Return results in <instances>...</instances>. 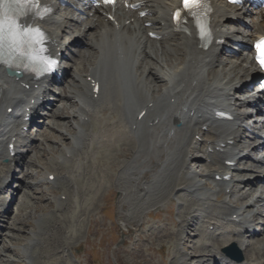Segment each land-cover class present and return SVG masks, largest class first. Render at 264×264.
<instances>
[{"label":"bare ground","instance_id":"bare-ground-1","mask_svg":"<svg viewBox=\"0 0 264 264\" xmlns=\"http://www.w3.org/2000/svg\"><path fill=\"white\" fill-rule=\"evenodd\" d=\"M131 2L137 4V11L121 5L106 8L114 15L116 23L105 19L104 8L91 7L85 10V21L75 25L74 14L57 15L58 11L54 14L50 4H46L48 16L43 20L22 21L25 26L45 31L54 48H65L58 39L61 33L69 31L68 46L77 39H84L87 50L75 52L77 58L72 60L73 65L63 67L70 82L57 97L61 105L51 108V121L43 123L47 130H60L63 125L56 121L64 122L68 131H59L63 137L59 141L42 129L36 132L35 142H31L28 134L21 137L23 127L30 124L24 121L26 108L28 116L35 114L32 102L50 85V77L32 80L30 76L21 75L16 79L0 68V191L6 195L14 190L8 181L9 172L14 163H21L23 183L18 188L40 185L47 195V187L57 185L63 188L62 195H65V200H55L54 207L48 200L50 197L46 198L45 206L23 202L12 219L8 217L15 206L11 202L7 207L9 219L2 227L18 232L12 238L22 245V258L27 264H69L61 254L50 258V252L63 253L72 248V243L66 242L76 238L70 227L80 223L83 216L90 218L93 235L101 231L94 215L88 216L82 211L86 213L96 196L112 185L116 189L109 190L114 194L118 191L123 197L119 204L127 212L125 217L133 218L122 225L128 236L136 227L145 225L141 217L145 211L148 210L146 215L150 217V209L159 208L164 201L178 200L179 210L178 231L152 225L159 235L171 237L168 241L171 248L165 249L163 256L160 249L153 250L156 234L153 232L142 235L134 250L123 246L115 252L137 255L146 263L154 261L158 254L164 257L160 260L162 264H214L212 255L223 257L221 248L234 244L245 251L240 264H264V237L249 242L244 236L245 233L249 237L255 235L250 227L262 214L260 210L253 211L252 206L264 198V189L259 195L255 193L256 176L252 180H248V176L255 173L264 176V164L243 163L250 150L263 141L253 136L252 142L242 148L241 139L248 134L241 123L248 113L234 111L235 107L247 108L252 102L261 104L258 97L234 98V95L244 85H251L259 74L248 47L249 42L264 34V12L228 6L222 0H207L205 30L194 20L187 19L185 30L177 34L170 26L160 27L153 17L160 16L169 24L180 0ZM138 11L145 16L141 18ZM242 22L247 25V32L231 28ZM151 31L160 39L151 40L147 36ZM235 40L243 42L244 46L235 61L222 58V52L235 46ZM88 76L100 82L96 96L86 81ZM248 81L251 82L248 84ZM8 109H11L9 113ZM143 110L145 114L138 119ZM217 111L230 112L234 124L216 123L212 118ZM204 126L207 131H203ZM263 128L264 125H255L251 129L261 135ZM10 143L13 144L12 157L8 149ZM49 143H55L54 147ZM246 148L250 150L245 151ZM25 149L27 152L22 155ZM45 155L49 156V163L43 162ZM2 159H7V163L2 164ZM204 161L210 162L208 167L203 165ZM226 161L242 166L233 169ZM256 161L264 159L252 162ZM191 163L197 164L195 170L190 169ZM36 168L41 171L35 178L33 169ZM45 171L43 179L41 174ZM237 173H243L240 175L243 178ZM51 174L54 179L48 182ZM218 175H230V179L215 181ZM205 181L213 183L214 189L205 188ZM244 186L248 190L244 191ZM4 199L5 196L0 197V206ZM126 201L129 206L125 205ZM205 205L208 209L202 214L200 208ZM1 208L0 213L4 205ZM43 208L46 211L35 215L31 225L28 221L31 215ZM170 212L171 208L166 221L173 226ZM188 221L203 223L206 228L185 241L181 233L189 229ZM22 227L30 228L22 234ZM0 234H4L6 242V232L1 228ZM202 235L216 237L211 236L204 242ZM62 236L66 241L52 249V242ZM142 242L147 243L146 255ZM6 248L3 246L0 251ZM198 251L200 254L194 255ZM11 253L18 257L14 251ZM2 255L0 252V264H22Z\"/></svg>","mask_w":264,"mask_h":264},{"label":"rangeland","instance_id":"rangeland-1","mask_svg":"<svg viewBox=\"0 0 264 264\" xmlns=\"http://www.w3.org/2000/svg\"><path fill=\"white\" fill-rule=\"evenodd\" d=\"M231 28L233 30L240 28V29H242L241 31H243V30L245 31V28L243 26L234 25ZM74 49H76V51L77 50L78 51L85 50L86 46H85L83 40H78V45H76ZM221 57L229 59L230 61H233V62L235 61V57H228L226 55H221ZM70 64H71V62H70ZM65 85H67V83ZM47 120H51V118H49ZM61 129H62V131H67V127L65 126V124H63ZM47 132H45V133H47ZM49 132L48 133L51 134L53 139L56 141H59L63 138L62 135H60V133L58 131H49ZM45 144H47V143H45ZM49 145H50V147H54L55 143H49ZM43 147H45V146H43ZM49 152H50V150H48L47 153H49ZM113 155L114 154H112V157H113ZM124 156H125V158L127 157L126 155H124ZM37 157H40V155H37ZM42 159H43L44 163L45 162L49 163V156L48 155H45V157H43ZM164 160H165V158H164ZM14 169H16V166L14 168H12V170H14ZM40 171H41L40 168L33 169V173H34L35 178L37 175H39ZM46 173H47V171H45L41 174L43 179H44ZM17 176L19 177V180H18L19 185H21V183L23 182V181L20 182L21 178H22V174H18ZM109 180H111V179H109ZM57 187H58L57 185L54 186L53 188L47 187V189H46L47 193H48L47 195H44V189L40 185H37V186L32 187V188H29V187L28 188H22L20 191V195L17 197V199L19 201L17 203V206L23 205L25 202H27V203L30 202L31 204L38 205V206H45V205H47L46 198L50 197L48 200L53 202L52 206L54 207L55 206V204H54L55 200H62L60 198H61L62 193H63V188L58 187V189H57ZM109 188L116 189V187H112V185L107 186L106 189L102 190L96 196V198L94 199V204L91 207H88L86 209L87 210L86 213L82 211V213H84L88 216L91 214L94 215V218L97 220L98 224L102 228L101 231H99L98 233L93 235L91 232V227H90V218L88 219L87 216H83L81 218L80 223H76L77 225L73 224L70 227L72 232L76 235V238H72V240L66 241L64 239V237L62 236L61 239H58V241L52 242L53 246L51 245L52 246L51 248L55 249V247L57 245L63 244V241H66V242L72 243V248L70 250H65V252H63V253H60V251H58V252L57 251L56 252L51 251L49 254L50 258H56V257L58 258V255L61 254L64 257V260L66 262H68L69 264H155V262H157V261L161 262L160 261L161 258H162V260H164L163 259L164 257H160V255L163 256V254H164L163 251L165 249L170 250L171 246L170 245L168 246V241L169 242L171 241V237L168 239V238H166L165 234H164V236L159 235L157 233V231L152 227V225L155 227H159V228H162V227L164 228L165 226H167L173 231H178L179 227H178V223H177L178 221L176 219L177 209L175 207L176 206L175 203L171 202V204H169L166 201L163 202L164 206L161 207V208H163V210L160 211V213L158 214V216L160 215L159 219L157 217H156V219L152 218V217H148L146 215L148 210L145 211L141 215V217H142L143 221H145L147 224L143 225L142 227H136L135 228L136 231L132 232L131 235L128 236L127 234H125L123 232L125 230V228L122 225H124L125 222L129 223V222H131V220L133 221V218L130 216L125 217V215H127V212L123 211L121 209V205L119 204L120 200H122L123 197H120V195H118V193H117L118 191H116L114 194V191H110ZM63 197H65V196L63 195ZM128 204H129L128 201H126L125 205L129 206ZM18 207L16 208L14 213H12L10 215L11 219L14 218V214L17 212ZM168 207H171V209L173 208L172 215H170V217L172 218L173 223H174L173 226H170L167 223V221L165 220V218L167 217L165 210ZM93 209H94V212L92 211ZM254 209H256V208H254ZM150 210H152L151 215H154L156 213V210H153V209H150ZM45 211H46V208H43L41 211L35 212L34 216L31 215L32 218H30V220H28L29 222L31 221V225L34 224L33 220L35 219V215L36 216L40 215V213H43ZM49 211H50V209L48 210V212ZM71 212H72V209H71ZM71 214L72 213H68V215H71ZM28 216H29V214L27 215V217ZM4 222H6V219L4 220ZM259 222L264 224V219L261 218L259 220ZM16 223H18V222L16 221ZM189 223L190 222H188V224ZM29 228L30 227H22V230H23L22 234H25ZM63 228L67 229V225L63 224ZM258 228L261 229L260 226H258ZM151 232L156 233L155 238L153 240V242H154L153 250L155 251V249L158 248V249H160V251H162V252H160L161 254L159 253L160 255L156 254L157 258L154 261H150L149 263L148 262L146 263L145 260H142L141 257H138L137 255L131 256V255H129V253H123L122 251L115 252L116 249H119L123 246H125L127 250H134L135 249V243H137L140 240L141 236L145 235V234H149ZM186 232L188 233V231H186ZM17 233L18 232H16V231H8L7 230V234L5 235L7 241L3 242L2 241L3 238L0 237V248L3 246H7L11 250H13L15 253H17L18 257L12 255L11 251H9V250L1 251V253L3 254L2 256L4 258H9V259H12L15 261H19L22 264H27L28 261L22 258V253H21L22 249H23L22 245H20V242L16 243V241L12 238L13 236L17 235ZM185 235L186 234H183L184 237H185ZM260 237H262V236H260ZM172 242H174V240ZM146 246H147V243L144 242L143 243V249H144L145 255L147 254V252H145ZM171 252H172V250H171ZM186 252L191 253V250H186ZM196 253L198 254L199 251L194 252V255ZM40 260H43V258H41ZM161 264H162V262H161Z\"/></svg>","mask_w":264,"mask_h":264},{"label":"snow or ice","instance_id":"snow-or-ice-1","mask_svg":"<svg viewBox=\"0 0 264 264\" xmlns=\"http://www.w3.org/2000/svg\"><path fill=\"white\" fill-rule=\"evenodd\" d=\"M13 2L18 3L19 0H13ZM182 4L187 9L189 12H192L193 9L198 7L201 4V0H182ZM5 5V0H0V16L6 17V19H0V40L4 38V33L7 31L9 37H11L13 40L15 38V33H16V28L17 25L14 21V19L11 16H7V13L3 11ZM264 42H258L257 45L255 46L257 49V56L255 57L256 62L260 65L262 69H264V52H261V44ZM49 69L50 70L51 66L54 65V61H49Z\"/></svg>","mask_w":264,"mask_h":264}]
</instances>
